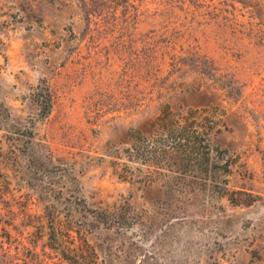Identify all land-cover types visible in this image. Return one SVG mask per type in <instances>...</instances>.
<instances>
[{"label": "rangeland", "instance_id": "374dc122", "mask_svg": "<svg viewBox=\"0 0 264 264\" xmlns=\"http://www.w3.org/2000/svg\"><path fill=\"white\" fill-rule=\"evenodd\" d=\"M65 228L264 264V0H0V264H75Z\"/></svg>", "mask_w": 264, "mask_h": 264}, {"label": "trees", "instance_id": "16d2710c", "mask_svg": "<svg viewBox=\"0 0 264 264\" xmlns=\"http://www.w3.org/2000/svg\"><path fill=\"white\" fill-rule=\"evenodd\" d=\"M43 90H44V100L42 101V104H41V115H42V118L45 119L46 117H48V115L51 112L52 100H51L49 88L47 86H44ZM65 229L67 230L69 237H71V240H73V242L70 243L69 246H67L66 248L67 251H69L70 253L74 255L75 264H85L86 263L85 254H87L86 253L87 251L76 244L75 242L76 238L71 235L70 229L69 228H65Z\"/></svg>", "mask_w": 264, "mask_h": 264}]
</instances>
